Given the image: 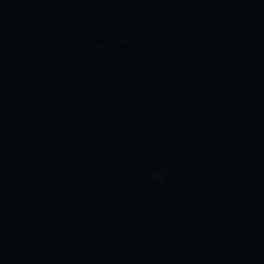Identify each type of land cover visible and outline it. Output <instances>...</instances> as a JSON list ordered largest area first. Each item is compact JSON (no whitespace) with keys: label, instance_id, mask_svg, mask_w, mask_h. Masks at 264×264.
Wrapping results in <instances>:
<instances>
[{"label":"water","instance_id":"obj_1","mask_svg":"<svg viewBox=\"0 0 264 264\" xmlns=\"http://www.w3.org/2000/svg\"><path fill=\"white\" fill-rule=\"evenodd\" d=\"M0 264H264V0H0Z\"/></svg>","mask_w":264,"mask_h":264}]
</instances>
